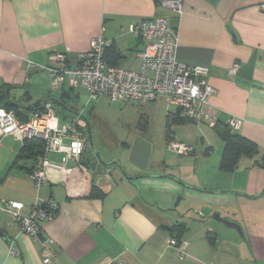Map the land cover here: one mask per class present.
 <instances>
[{"label":"crops","instance_id":"0c3cea01","mask_svg":"<svg viewBox=\"0 0 264 264\" xmlns=\"http://www.w3.org/2000/svg\"><path fill=\"white\" fill-rule=\"evenodd\" d=\"M163 1L0 0V106L14 101L21 104L15 112L29 114L51 102L64 108L63 121L74 119L80 112L74 104L82 91L87 97L88 92L68 82L56 86L46 68L50 54L65 52L75 67L79 54L104 28L122 54L115 65L138 69L135 52L145 42L129 26L166 17L178 34V59L210 68L208 81L215 91L209 109L223 122L241 118L235 132L255 142L259 153L223 170L224 143L216 125L192 121L173 125L158 155L136 154L129 167L122 158L105 154L104 162H114L105 166L88 151L86 136L83 153L66 165L69 171L52 168L49 182L38 192L29 177L37 159L20 158L25 140L6 135L0 139V264H46L45 248L51 252L50 264H264V167L259 165L264 156V0H183L182 13L162 6ZM236 62L240 68L231 75ZM141 116L150 119L146 112ZM83 119L88 130L91 122ZM181 127L188 132L181 134ZM169 140L195 149L179 155L167 148ZM50 159L58 163L61 156L51 153ZM37 197L58 206L57 214L42 222L39 238L23 231L3 207L4 200L20 201L21 213L28 214ZM187 199L197 205L192 213L199 220L189 213L177 219L169 214ZM215 212L238 223L243 233L213 219ZM176 223L186 229L171 231L168 227ZM207 231L215 234V245ZM175 234L188 242L182 259L168 242ZM47 238L53 243L44 244Z\"/></svg>","mask_w":264,"mask_h":264},{"label":"built area","instance_id":"2783aa9c","mask_svg":"<svg viewBox=\"0 0 264 264\" xmlns=\"http://www.w3.org/2000/svg\"><path fill=\"white\" fill-rule=\"evenodd\" d=\"M162 6L177 13L184 11L183 0H164ZM129 32L144 40V47L135 52L140 62L138 69L109 64L106 50L113 40L102 31L94 36L86 51L79 54L78 64L69 65V57L65 52L55 51L50 54V65L46 66L56 86L65 82L71 87H81L88 92L87 104L107 95L111 101L120 102H154L164 99L180 111V114L192 121H204L215 126L219 121L216 112L209 109L210 98L214 88L208 81L210 68L205 64H186L178 59V34L170 25L168 18L157 17L131 23ZM240 68L234 63L229 69L235 75ZM82 110L74 119L63 121L57 114L53 104L46 102L41 110L29 113L27 121H21L14 109L0 107V139L13 135L20 140L39 138L44 142V150L39 155L37 164L29 172L37 191L49 182V171L55 168L67 173L70 160L78 158L84 151L87 123L82 118ZM228 126L237 131L243 120L239 117L227 118ZM167 148L179 155L194 151V146L180 140H170ZM51 153L61 156L60 162L50 159ZM3 207L11 212L20 222L23 231L39 238L41 224L52 219L58 212L57 204L50 200L37 201L28 214H22L24 205L16 200H4ZM169 245L177 249L182 259L186 253L188 242L172 236ZM43 243H53L45 239ZM11 252L16 249L11 246ZM44 263L52 262L51 252L44 250Z\"/></svg>","mask_w":264,"mask_h":264},{"label":"rangeland","instance_id":"374dc122","mask_svg":"<svg viewBox=\"0 0 264 264\" xmlns=\"http://www.w3.org/2000/svg\"><path fill=\"white\" fill-rule=\"evenodd\" d=\"M81 95L79 102L74 104V106L77 108V112L83 110V116L91 122V132L87 130V138L90 142L88 151L95 156H97V152L101 156L105 154L108 156L113 155L122 158V164L130 167V162L134 161L136 154L148 156L147 154L152 152L155 154L161 153L166 146L167 110L176 111V107L171 106L169 108L164 99H158L156 103L142 105L140 103L113 102L108 97H104L87 105L88 97L86 92L82 91ZM92 106H95V108L91 109ZM54 108L62 118L65 112L63 111L64 108ZM143 112L148 113L150 117L148 119L149 129L145 132L138 126L141 113ZM181 128H179L181 134L188 132L186 130L187 127ZM90 137H92L93 146L91 145ZM197 150H199L198 146ZM176 199L177 196L173 204H175ZM196 206L189 199L182 200L176 210H173V207L169 214L177 219L179 214L189 213L192 218L199 220L192 213ZM192 220L194 219H190L189 222L191 223Z\"/></svg>","mask_w":264,"mask_h":264},{"label":"trees","instance_id":"16d2710c","mask_svg":"<svg viewBox=\"0 0 264 264\" xmlns=\"http://www.w3.org/2000/svg\"><path fill=\"white\" fill-rule=\"evenodd\" d=\"M106 57L111 65L118 64L119 60L122 58V54L116 48L113 43L106 50ZM4 107L8 109L17 108L16 103L7 102L3 104ZM1 107V106H0ZM43 106L41 104L32 108L31 111L41 110ZM187 122H192L191 119H188L180 114V111L177 110L172 114H167L166 116V131H167V139H170V135L172 133L173 125H181ZM138 126L141 130L146 131L148 129V121L145 116H141L138 122ZM216 132L224 143V149L222 153V161L221 168L223 170H233L240 162L241 157L249 156L252 157L259 153V148L255 142L252 140L238 134L234 130H232L226 121L219 120L216 124ZM170 141V140H169ZM44 150V142L42 139L33 138L26 139L23 148L20 153V158H34L38 160L39 155L43 153ZM37 164V163H36ZM261 167H264V156L263 159L259 162ZM35 167V165H34ZM33 167V168H34ZM31 168L29 171L33 170ZM170 228L171 231H179L182 233L184 229H186V225L184 223H176ZM178 240H180V236L178 234L173 235ZM207 237L211 244L215 245V234L211 231H207ZM110 264H120L118 262H111Z\"/></svg>","mask_w":264,"mask_h":264},{"label":"water","instance_id":"95a60500","mask_svg":"<svg viewBox=\"0 0 264 264\" xmlns=\"http://www.w3.org/2000/svg\"><path fill=\"white\" fill-rule=\"evenodd\" d=\"M229 30H230V32H231V34H232L234 40H236V35H235L234 31H233L231 28H229ZM8 91H9V90H7V92H8ZM9 102H11V103H16V104L18 105V107L21 106V104H19V103H17V102H14V101H9ZM33 106H34V105H32L31 108H32ZM15 113H16L17 117L19 118V120H21V121H27V120H28L29 114H25V113L22 112L20 109L16 110ZM81 116H82V118H85V117L83 116V114H82ZM85 119H86V118H85ZM88 130H89V132H91V127H90L89 124H88ZM90 136H91V135H90ZM90 139H91V142H92L91 145L93 146L92 137H90ZM97 154H98L99 159L101 160V162H102L105 166H111V165L114 164V162H111V163H106V162H104L103 159H102V157H101V155H100V153L97 152ZM182 197H183L182 194H180L179 196H177V199H176V202H175V206L178 205V203H179V201H180V199H181ZM213 219H215L216 221H218V222L224 224V225H225L226 227H228V228H232V229L237 230L240 234L243 233V232H242V228H241V226H240L238 223L233 222V221H230V220H228L227 218L222 217L218 212H215V213L213 214Z\"/></svg>","mask_w":264,"mask_h":264}]
</instances>
